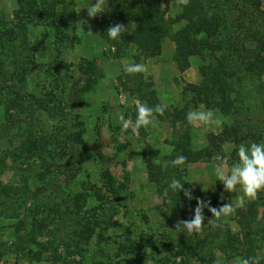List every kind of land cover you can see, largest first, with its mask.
<instances>
[{
	"label": "rangeland",
	"instance_id": "obj_1",
	"mask_svg": "<svg viewBox=\"0 0 264 264\" xmlns=\"http://www.w3.org/2000/svg\"><path fill=\"white\" fill-rule=\"evenodd\" d=\"M49 1L39 10L35 1L0 0V264H215L218 258L237 264L238 257L264 252V192L224 218L221 228L207 224L213 217L205 208L202 235L175 229L193 218L198 199L219 208L241 195L224 192L216 160L204 155L209 135L221 133L225 123L264 119V104L253 102H264V87L241 92L231 110L240 111L236 119L221 108L219 87L229 82L220 64L237 71V60L256 47L246 42L247 10L237 0H204L209 31L197 37L215 41L208 32L219 27L223 48L189 56L182 70L174 36L188 24L179 0H161L171 33L158 47L126 43L137 27L127 21L119 53L101 36L119 24V0H109L94 19L87 8L95 0ZM216 15L221 26L211 23ZM258 30L264 35L261 18ZM133 63H144L148 72L128 75L123 69ZM137 102L168 107L138 134L121 132L119 117L134 122ZM197 108L213 111L218 123L211 130L187 124L188 111ZM249 142L230 140L215 156L235 163L238 145ZM179 155L185 165L171 166ZM173 178L191 191V200L184 190L169 189L172 204L163 203ZM197 241L194 250L190 244Z\"/></svg>",
	"mask_w": 264,
	"mask_h": 264
},
{
	"label": "trees",
	"instance_id": "obj_2",
	"mask_svg": "<svg viewBox=\"0 0 264 264\" xmlns=\"http://www.w3.org/2000/svg\"><path fill=\"white\" fill-rule=\"evenodd\" d=\"M33 2L38 4L36 9L42 10L47 8L50 4L49 0H23V2ZM131 0H119V9L114 12V14L120 20L119 24H125L127 21H132L136 24V29L133 34L124 38L126 43H136L139 47L144 50L152 49L153 46L158 47L161 39L170 34L171 31L166 27L167 22L164 20V17L160 14L161 10L158 9L161 6V0H135L134 5L130 3ZM233 2V0H230ZM228 3V2H227ZM242 3V4H241ZM211 3L209 2V5ZM237 6H243L247 10L249 24L246 26V42L256 43V49L252 50V54L245 55V61L237 60L236 64L239 65L237 71L228 72L226 71V65L220 64V67L224 70L222 71V77L226 78L229 82V85L220 86L219 90L223 93L224 103L221 105L223 112L226 116L230 117L232 120L236 119V114H239L240 111L234 110L236 104L239 103L242 91H256L261 93L262 87H264L262 79L264 78V69L261 66H264V56L262 55L264 51V35L260 34L258 30V21L264 20V9L262 8L263 0H237L235 3ZM208 1L204 0H190V2L185 6L183 5V13L180 18L187 22V26L175 34L174 38L177 43V55L180 68L184 70L188 65L189 56L203 54L205 48L210 50L211 53L222 49V40L218 39L219 27L216 29V33L213 31L208 32L209 35L217 36L215 41H204L197 37V35L209 31V28L205 25L204 14L209 15V10L207 9ZM223 11V5L220 1V7ZM228 6V4H226ZM31 10V9H29ZM24 14V13H23ZM161 17H160V15ZM25 16V17H24ZM23 18H26L24 14ZM211 23H215L217 26H221L223 20L218 19L216 15L209 16ZM219 20V21H218ZM169 24H173V20H170ZM107 28L102 30L101 36L117 46L118 53L121 50L118 39L111 40L107 35ZM4 35V33H0ZM157 45V46H156ZM242 50L249 52L248 48L245 45L242 47ZM255 53L258 54L255 56ZM249 55H254L252 58ZM248 56V57H247ZM238 74V75H237ZM201 87V86H199ZM198 88V87H194ZM235 90L238 92L232 100L233 93ZM240 91V92H239ZM202 94V91H201ZM254 96V95H252ZM208 100V99H207ZM209 101V100H208ZM254 104H260L261 106L264 102L261 100L253 101ZM242 107V106H240ZM239 107V108H240ZM235 116V117H234ZM242 121L238 118L236 119L235 125L230 123L224 125L223 131L219 134L211 133L209 135V140L211 146L209 149L205 150V161H210L215 156V149H218V152H223V143H226L230 140L233 142H241L252 140L253 142H261L264 140V119L258 120L257 122L253 120L252 123L245 122L247 127L243 128ZM257 125V126H256ZM236 152V151H235ZM224 157L225 155L222 154ZM184 185V183H183ZM185 240L192 241L191 238L184 237ZM192 249L196 250L200 248V241H197L194 244H190Z\"/></svg>",
	"mask_w": 264,
	"mask_h": 264
},
{
	"label": "clouds",
	"instance_id": "obj_3",
	"mask_svg": "<svg viewBox=\"0 0 264 264\" xmlns=\"http://www.w3.org/2000/svg\"><path fill=\"white\" fill-rule=\"evenodd\" d=\"M182 5H187L190 0H179ZM109 4V0H95L91 6L87 8L88 16L92 19L98 14L105 12V7ZM127 28L123 24L111 25L107 29L109 39H118ZM89 34H93L88 31ZM124 72L128 75L146 74L148 67L144 63H133L124 67ZM167 103H160L154 107H149L146 104L136 103V119L133 122L131 119H125L123 115L119 117L121 122V132H127L132 128L134 133L138 134L141 127H147L152 123L154 114L164 115L167 110ZM188 125L198 126L203 128L205 132L212 129L213 125L218 123L214 118L212 110L197 108L189 110L186 115ZM238 157L235 163L230 164L223 155L214 157L216 160L215 176L224 186V192L233 193L239 191L241 195L234 202L223 204L221 207H212L209 202L202 199L197 200V206L194 209V216L189 220H180L176 223L175 229L185 233L186 235H202L204 228V209L207 208L212 213V219L208 220V225L213 229L221 228L224 223V218L235 214L237 209L244 208L246 202L254 201L258 198L259 193L264 192V141L241 143L236 149ZM186 157L183 155L177 156L169 163L173 167H183L186 162ZM154 163L159 161L154 160ZM169 189L173 192L184 190V185L180 180L173 178L163 193V203L171 205L172 200L168 199ZM185 196L191 200L192 193L190 190H184ZM264 262V252L250 257H238L237 264H262ZM215 264H223V260L218 258Z\"/></svg>",
	"mask_w": 264,
	"mask_h": 264
}]
</instances>
